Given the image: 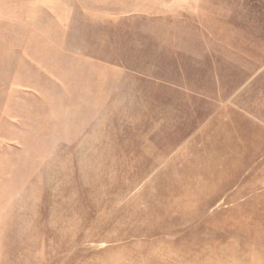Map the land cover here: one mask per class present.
Here are the masks:
<instances>
[{
  "label": "rangeland",
  "instance_id": "1",
  "mask_svg": "<svg viewBox=\"0 0 264 264\" xmlns=\"http://www.w3.org/2000/svg\"><path fill=\"white\" fill-rule=\"evenodd\" d=\"M0 264H264V0H0Z\"/></svg>",
  "mask_w": 264,
  "mask_h": 264
}]
</instances>
